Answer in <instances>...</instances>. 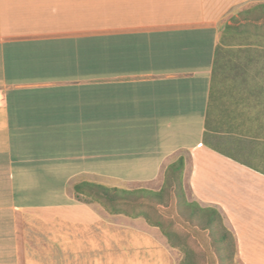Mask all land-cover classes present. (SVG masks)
<instances>
[{
    "label": "crops",
    "instance_id": "0c3cea01",
    "mask_svg": "<svg viewBox=\"0 0 264 264\" xmlns=\"http://www.w3.org/2000/svg\"><path fill=\"white\" fill-rule=\"evenodd\" d=\"M249 4L0 0V264H171L130 200L75 186L153 191L181 157L239 253L227 222H264V38L224 29Z\"/></svg>",
    "mask_w": 264,
    "mask_h": 264
},
{
    "label": "rangeland",
    "instance_id": "374dc122",
    "mask_svg": "<svg viewBox=\"0 0 264 264\" xmlns=\"http://www.w3.org/2000/svg\"><path fill=\"white\" fill-rule=\"evenodd\" d=\"M254 5L249 4L247 7L238 8L232 12L229 18L237 28V31L233 30L230 33L232 38H242L241 41L249 40V38L253 40H259V37L264 38V18L252 22L249 28L243 26L244 20L240 13L245 8ZM252 16L256 17L255 14ZM261 47V50H264V45ZM164 176L161 179L163 183L161 181L158 185L149 187L153 189V192L159 193L166 189L165 186H170L166 194L164 193V204L153 202L150 197L137 194L133 195L134 197L130 199L125 208L128 212L144 213L149 223L161 224L163 242L173 248H171L173 252L171 253V264H245V262L264 264V233L260 232V229L262 231L264 228V222L248 221L242 222V225L238 221L227 222L234 236L239 239L238 253L231 236L227 239L224 237L225 230L218 227L211 230L206 229L204 223L192 218L189 210L184 215L180 212L175 188L171 186L172 180H169V169ZM167 182L171 185H167Z\"/></svg>",
    "mask_w": 264,
    "mask_h": 264
},
{
    "label": "trees",
    "instance_id": "16d2710c",
    "mask_svg": "<svg viewBox=\"0 0 264 264\" xmlns=\"http://www.w3.org/2000/svg\"><path fill=\"white\" fill-rule=\"evenodd\" d=\"M253 14H255L256 17L252 16ZM240 15H242L241 17L244 20L243 26L245 28H249L252 22L258 21L259 18L260 20L264 18V4L257 5L250 10L241 12ZM233 30L237 31L236 26L227 24L224 29V36L232 38L230 33ZM239 37H242V36H239ZM183 169H184V158L181 157L176 163L172 164L169 167V180H172V185L167 182L168 183L167 185H171L172 187L175 188V193L178 198L180 212L184 215V213L187 210H189L192 213V216H193L192 218H194L196 221L200 223H204L206 229L211 230L215 227H218L220 229L225 230L226 235L224 237L227 239L228 237L231 236V234L225 228L223 219L217 210L211 209V208H202L196 203L188 202L185 191L182 186ZM84 185H86L87 187H91V190H87L85 193L88 194V196L91 197L92 200H96L98 202H101L102 204H105L103 199H106L108 201L107 206H111L112 211L115 213L121 212V209L118 208V206L120 205V202L122 200H130L134 197L133 195H137V194L143 197H150V200H152L153 202L164 204L165 194H166L165 192L170 187V186H165L166 189H163L161 192L157 193V192H153V191L145 190V189H140L136 191H126V190H121L118 188L107 187L101 184L86 183V184L76 185L75 190L78 192L85 191L83 189L85 187ZM157 226L161 227V224L158 223Z\"/></svg>",
    "mask_w": 264,
    "mask_h": 264
}]
</instances>
